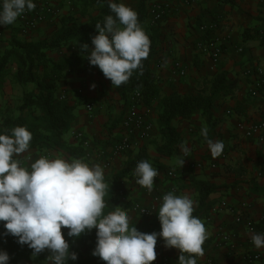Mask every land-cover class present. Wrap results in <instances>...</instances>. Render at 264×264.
Here are the masks:
<instances>
[{
	"label": "crops",
	"instance_id": "0c3cea01",
	"mask_svg": "<svg viewBox=\"0 0 264 264\" xmlns=\"http://www.w3.org/2000/svg\"><path fill=\"white\" fill-rule=\"evenodd\" d=\"M40 1L43 6L31 11L33 17L38 13L43 16L35 30L24 31L19 20L13 25H0L3 33L0 37L1 48L16 35L44 37L54 28L59 18L72 9L67 0ZM138 1L123 0L129 6L137 5ZM164 1L175 6V11L154 27L160 33L159 55L162 66L153 67L163 93L170 94L176 90L182 94H192L202 88L210 90L209 80L219 72L226 74L227 83L236 82L237 88L213 97V114L219 123L211 140L222 141L224 144L219 157L213 158L207 142L199 139L201 129L207 128V123L200 115H195L192 120H176L180 141L173 154L161 156L153 147L149 149L152 157L150 164L159 172L154 178L153 190L149 192L147 188L138 185L135 178L124 183V196L133 203L154 210L151 216H141L144 220H151L155 215L157 206L152 200L153 196L172 186L177 187L175 195L189 196L196 210L199 194L190 182V177L195 175L215 186L203 208L206 213L201 221L205 225L207 238L202 245L204 255L197 257V264H244L243 257L253 251L262 256L253 264H264V247L258 249L251 241L252 234L264 233V174H261L264 163V129L250 137L244 129L238 128L240 121L245 123L246 128L264 123V85L263 90L260 89L257 76L245 73L248 66H260L264 79V0ZM212 22L219 24L216 35L222 40L225 49L224 55L217 60L195 47L199 26ZM147 25H151L149 20ZM213 34L210 32L207 37ZM176 61L185 64L186 76L172 75ZM62 90L66 91L71 102L77 104L75 118L66 138L76 143L74 133L83 132L91 140L92 145L87 148V152L92 165L99 163L106 169L124 166L129 155L114 151L113 144L119 133L117 127L113 128L116 126L113 123L124 114L128 100L120 97L116 86L105 78L97 66L85 65L68 71L61 81ZM89 102L95 105L93 115L86 110ZM153 108L155 111L154 105ZM153 120L156 122V112ZM157 133L155 126L152 138L159 137ZM182 143L191 149L188 158L180 154L179 145ZM50 154L65 158L57 151L44 155L35 149H29L18 157L22 158L27 167L31 161ZM182 158L185 163L181 167L177 162ZM169 171H174L177 177H170ZM125 213L131 218L130 222H137L133 217L140 216L133 210H126ZM238 217L242 222L236 221ZM156 252L157 258L153 264H160L163 257L178 263L181 254L176 248L165 247L162 238H158ZM20 264L35 263L32 260H21Z\"/></svg>",
	"mask_w": 264,
	"mask_h": 264
},
{
	"label": "clouds",
	"instance_id": "9594fccd",
	"mask_svg": "<svg viewBox=\"0 0 264 264\" xmlns=\"http://www.w3.org/2000/svg\"><path fill=\"white\" fill-rule=\"evenodd\" d=\"M34 0H0V25H13L26 12L36 9ZM112 14L103 24L95 25L98 34L80 45L91 66H97L105 78L119 87L129 81L133 72L143 68L142 61L150 52V40L138 19V13L123 0H108ZM95 87V84L92 85ZM213 158L224 149L222 141L208 138L201 129ZM32 133L26 126H16L11 135L0 133V224L20 245L32 250L33 258L48 251L47 264H69L78 260L67 236L79 238L96 230L92 255L105 264H152L157 258L158 238L165 247L180 250L178 264H197L204 255L207 232L204 223L193 215L194 201L187 195L169 192L162 197L157 214L159 232L145 233L130 226L129 216L119 209L104 214L107 184L104 168L89 165L81 159L68 160L56 154L41 156L25 167L14 156L29 150ZM182 157L191 149L180 144ZM183 166L185 159H179ZM158 169L148 161H140L134 172L136 183L153 190ZM256 248L264 247V233H254ZM187 254V256L185 255ZM7 251L0 250V264H9Z\"/></svg>",
	"mask_w": 264,
	"mask_h": 264
},
{
	"label": "trees",
	"instance_id": "16d2710c",
	"mask_svg": "<svg viewBox=\"0 0 264 264\" xmlns=\"http://www.w3.org/2000/svg\"><path fill=\"white\" fill-rule=\"evenodd\" d=\"M67 2L72 9L59 18L49 34L37 38L16 35L6 41L4 48L0 47V133L11 135L12 129L16 126H26L32 133L29 149H35L44 155L57 151L68 160L78 158L92 165L83 142L77 140L73 143L66 138L75 118L77 104L66 98L61 99L59 92L65 74L89 62L85 55L81 54L80 45L88 43L92 47V37L98 34L95 25L103 24L105 17L112 13L108 7V0ZM116 2L119 3L118 0ZM148 2L149 0H139L133 9L138 13L139 22L149 37V56L142 61V70H135L129 81L116 87V90L126 101H129L132 92L140 90L145 103L155 106V126L159 137L151 138L139 148L125 153L129 158L121 168L103 167L104 180L108 186L104 197V214L117 209L123 212L132 210L134 203L125 198L124 183L136 178L134 172L140 161L146 160L151 163L150 147L161 156L173 154L180 141L176 120H192L195 115H200L207 123L208 138L211 139L219 123L213 114V97L221 92L230 93L237 88L236 82L227 83L226 74L219 72L209 80L210 90L203 88L200 92L192 94H182L174 90L170 94H164L154 71L157 61L161 59L159 55L161 38L155 26L147 25ZM262 79L258 78L260 82H257L260 89L264 85ZM8 83L21 88L16 97L8 96L6 90ZM127 105L128 102L125 111ZM124 114L113 123L116 125L113 128L119 126ZM199 139L207 142L201 134ZM14 158L23 164L22 158L16 156ZM190 182L199 194V206L193 215L202 219L206 213L203 210L205 201L215 186L196 178L195 175L190 177ZM130 226H136L145 233L161 230L157 212L151 220H140L139 224L135 221L130 222ZM62 231L71 249L78 253V260H70L69 264H105L102 259L92 255L96 245L95 229L75 239L67 236V229ZM4 232L5 229L0 224V250L8 252L9 264H20L21 260L46 264L44 261L49 255L48 251L33 258L32 250L27 245H20L15 237L5 236Z\"/></svg>",
	"mask_w": 264,
	"mask_h": 264
},
{
	"label": "built area",
	"instance_id": "2783aa9c",
	"mask_svg": "<svg viewBox=\"0 0 264 264\" xmlns=\"http://www.w3.org/2000/svg\"><path fill=\"white\" fill-rule=\"evenodd\" d=\"M36 9H40L43 4L41 1H35ZM175 11V6L170 2L164 0H154L150 3L148 7V20L152 26L158 25L162 22L167 16ZM32 12H26L18 20L21 22L24 31H33L35 30L39 23L43 20L41 13L36 14L34 17L31 15ZM217 23H205L199 26L198 29V38L195 42V47L197 50L208 53L214 60H217L225 53L224 45L219 36L216 35L218 29ZM214 32L212 37L208 38L207 34ZM3 36V33L0 31V37ZM87 66H91L88 62ZM162 66V59L158 60L156 63V68ZM70 71V70H69ZM245 73L247 75H256L257 78H263V69L260 66L246 67ZM187 74V67L181 61H176L173 64L172 75L174 77H184ZM263 81V79H262ZM257 82H260L257 79ZM262 83V82H261ZM264 83V82H263ZM59 97L65 99L66 91L62 90ZM86 110L90 115H93L95 110V105L92 102L86 104ZM155 114L153 105H147L144 101L143 93L140 90H136L130 94L128 105L125 111V114L117 127L119 136L114 141L113 149L116 153H127L133 151L146 142H148L155 134V122L153 116ZM239 129H244L247 136H253L260 130L264 129V123L262 124H253L250 128L245 127L244 122L238 123ZM74 137L77 140L83 142L86 148L90 147L92 144L91 140L83 133L76 132ZM191 156H187L186 158ZM22 164V163H21ZM24 166V164H22ZM193 167H196V164H193ZM169 176L172 178L177 177L174 171H169ZM261 174H264V163L261 169ZM177 191L176 186H172L170 189L164 192H157L153 196V202L156 206H159L162 201L163 195L173 192L174 194ZM132 210L141 215V216H151L153 214V209L148 206H144L140 203H134ZM237 222H242V219L238 217ZM250 225L251 223L248 222ZM244 264H253L254 262L262 258L259 252H249L244 257ZM160 264H178L174 263L168 257H163ZM153 264V263H152Z\"/></svg>",
	"mask_w": 264,
	"mask_h": 264
},
{
	"label": "rangeland",
	"instance_id": "374dc122",
	"mask_svg": "<svg viewBox=\"0 0 264 264\" xmlns=\"http://www.w3.org/2000/svg\"><path fill=\"white\" fill-rule=\"evenodd\" d=\"M151 0H149V2H150ZM149 2H148V4H149ZM147 4V5H148ZM131 5H133V3L131 4ZM69 6V5H68ZM132 8H134V7H136V5L135 6H131ZM96 13V12H95ZM20 87H14V86H12V84H10V83H8L7 84V86H6V90H7V94H8V96H12V97H16V95H17V92L18 91H20ZM203 89V88H202ZM202 89H200L198 92H200ZM60 93H61V91L59 92V95H60ZM12 94V95H11ZM66 99H68L69 101H70V99L67 97V95H66V97H65ZM125 163V162H124ZM159 206H157L156 207V210H157V208H158ZM144 217H141V215L140 216H134L133 217V219H135L137 222H139L138 220H141V221H146V220H144L143 219ZM130 220H131V218H129ZM48 256V255H47ZM47 258V257H46ZM44 262H46V264H47V261H46V259H45V261Z\"/></svg>",
	"mask_w": 264,
	"mask_h": 264
}]
</instances>
